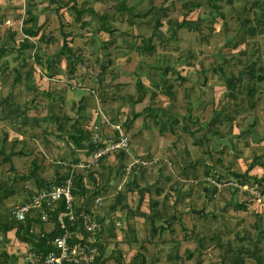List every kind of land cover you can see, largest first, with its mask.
Wrapping results in <instances>:
<instances>
[{"label":"crops","instance_id":"crops-1","mask_svg":"<svg viewBox=\"0 0 264 264\" xmlns=\"http://www.w3.org/2000/svg\"><path fill=\"white\" fill-rule=\"evenodd\" d=\"M100 1L107 2L92 0ZM109 1L107 6L111 8L116 0ZM186 1L201 4L187 10L182 5ZM92 2L87 0L86 5L91 6ZM250 2L254 0H245ZM216 3L215 11L205 0L125 1L132 10L115 13L114 19H122L125 25L115 26L113 33L115 39L123 42L102 46L108 32L96 30L93 35L95 30L91 29L86 39L92 61L79 50L83 60L72 73L77 81L66 76L63 82L62 75L67 74L64 57L58 72L51 76L44 74L43 66L33 57V52L42 59L50 56L64 40L68 44L67 39L74 34L70 28L62 29L57 0H0V158L4 156L0 159V215L10 217V204L27 199L37 188L36 178L45 182L61 180L71 164L90 157L91 150L66 142L65 134L55 128L52 118L44 117L41 111L34 113L36 117L29 109L23 112L33 95L47 90L52 97L36 100L38 108L42 102L48 103L45 107L49 114L67 110L77 116L68 107L86 95L80 123L89 126L94 143L117 138L118 131L111 124H117L128 138L126 149L111 150L96 165L73 170L93 171L94 182L84 197L74 196V207L92 212L100 221V243L103 254L109 255L103 264H115L111 256L116 250L121 252V264H130L139 246L144 247L145 264H198L196 259L202 261V252L217 242L249 246L245 232L257 246L264 233V201L226 187L212 196L213 188L200 180L208 173L248 181L264 178V74L256 70L253 75L245 67L246 59V64L253 60L255 66H264L263 15L260 19L243 14L240 10L244 0ZM162 6L168 7L167 13L161 16L158 29H154V20L160 15L155 9ZM252 7L262 14L264 0H257ZM29 8L35 12V25L40 26L35 36L21 30ZM172 9L179 18L170 13ZM244 15L249 26L245 31L240 27ZM182 18H199L202 25L173 29L172 20ZM65 19L71 27L77 21L74 15ZM164 22L167 32L160 30ZM181 28L194 30L192 34L206 41L215 33L221 43L211 53L195 54L191 46H186L187 30ZM40 32L47 41L37 39ZM62 32L69 34L64 38ZM23 38L33 46L21 48ZM142 39L154 45L150 53L140 48ZM236 40L242 41L234 47ZM229 45L233 47L231 52L224 54L221 49ZM106 58L105 67L100 69ZM29 67L31 77L26 78ZM164 67L167 71L162 75ZM91 68L95 70L89 73ZM223 72H228V80L240 78L229 88L221 77ZM136 79L142 89L137 87ZM156 82L161 83V92ZM247 87H252L254 98H247ZM153 90L156 93L151 98ZM92 124H97V128L93 129ZM134 158L150 163L130 164ZM194 179L198 181L193 182ZM119 190L124 197L112 206ZM96 196L101 201L95 205ZM38 226L48 229L50 224ZM14 230L15 227L0 231V264H28L24 253L30 246L19 240ZM204 242L211 244L204 249ZM194 248L202 252H194ZM185 250L190 258L182 261ZM217 259L215 256L213 261Z\"/></svg>","mask_w":264,"mask_h":264},{"label":"trees","instance_id":"trees-1","mask_svg":"<svg viewBox=\"0 0 264 264\" xmlns=\"http://www.w3.org/2000/svg\"><path fill=\"white\" fill-rule=\"evenodd\" d=\"M205 1H207V3H209L212 9L216 11V9L218 8L217 3H216L217 0H205ZM225 1L230 3L232 0H225ZM57 2L59 3V5L66 7L67 11H69L71 14L74 15V19L78 21L79 27L83 25H88V23L90 22V19L84 20L82 18V15H84L85 12H88L90 17L97 19L99 22L97 26L92 29L93 30L94 29L95 30H105L108 32L107 39L102 40V44H103L102 46H107L108 44L113 45L116 41V39L114 38L115 36L113 34L114 31L116 30V27L109 21V19L113 18L115 13L117 12L124 14V13H129L132 10L131 7L126 6L124 0H116L115 5L110 8V11L104 14H97L91 8V6H88L85 3L78 4L76 0H57ZM256 2L257 0H254V2H250L249 3L250 5H249L245 3V0H244V4L240 11L243 14L250 13L252 15H256L258 18H260L261 15H263L262 20L264 21V12H262V14L261 13L258 14L252 7V3L256 5ZM200 4L201 3L198 1H186L182 5H183V8H186L187 10H189V9H192L193 7H198ZM155 10L159 11L160 15L155 18L153 27L154 29H158V27L161 25L160 18L162 15H165L167 13L166 10H168V7L162 6L160 8H156ZM34 20H35V12H32L30 8L27 9L26 17L22 19L21 30L28 35L35 36L38 33L40 26L35 25ZM29 21H30V24H26ZM200 24H201V19L199 18H196L194 20H186L182 18L179 21H177V19H174L171 22L173 29L178 28L180 26H190V25L198 26ZM240 24H241L240 27L243 29V31H245V27H249L248 23H245V15L241 19ZM68 34L69 32L67 33L62 32V35L64 38ZM37 39L39 41H47V39L45 38V34L43 32H40V34L37 36ZM103 41H106V44H104ZM141 41L142 42L140 44V48L143 51L150 53L155 48L154 45L150 43L149 41H146L144 39H142ZM240 41L242 40H238V41L236 40L233 42L232 45L235 47L237 43ZM31 46H33V44L27 41L26 38H23L22 42L20 43L21 48H28ZM78 51H79V46L72 47L67 44L66 40H64L62 43V46L56 52H53L50 56L48 55L44 59H42L41 55L38 52L37 53L33 52V57H34V61H36L37 63L43 66L44 74H46V76H51L52 74L58 72L60 68L59 67L60 59L64 57V59L67 60V64L64 70L67 74H72L75 69V65L83 60L82 55ZM246 60H245V67L246 69H248V73L255 75L256 70H258L264 74V66L262 65L255 66L256 61H253V60H251L250 63L246 64ZM107 61L108 60L106 58V60L100 63V67H101L100 69H103L105 67V64L107 63ZM223 61L226 63L228 62V61H225L224 59ZM22 62L25 64L26 63L25 59H22ZM29 68L30 69L26 71V78L31 77L32 69L31 67ZM259 68L262 70H260ZM166 71H167V68L164 67L162 75H164ZM228 76L224 74L221 75V77L224 79L225 84H227V86H229L230 88V87H233V84L237 83L240 77H236L231 80H228ZM135 82L138 88L140 89L143 88L141 82L138 79H136ZM160 84H161L160 82H156L157 90L161 92L162 86ZM251 88L252 87L246 88L247 98H254L253 93L250 92ZM38 93L39 92L33 95L31 99L27 102L26 105L28 106H26L23 109V112L24 110L26 111L27 109H29V113L31 112L33 116L34 113L39 114V112L41 111L44 117L46 115L47 118L49 117L52 118L55 124V128L58 131L63 132V134H65L66 142L73 145L75 148H78V149L87 148L88 150H92L98 145V143H94L91 140L89 126L87 124L80 123V120L83 117V109L85 106L84 99L86 95H82L81 98L77 100V102L71 103L70 107H68L69 110H73L77 114V116L73 117L72 115L68 113L69 111L66 112L67 110H65L61 114L59 111L57 113H55L54 111L51 112L50 114L46 113V110L48 111V109L45 107L48 104L46 102H42L40 107L38 108V104H37L38 102L36 98H44L45 96L46 98L52 97V93L47 90L40 92L39 94ZM155 93L156 92H154V90L151 91L150 97L152 98L155 95ZM39 95H43V97H39ZM58 108L61 109V106H58ZM34 117L36 116L34 115ZM35 119L36 118L32 119L33 122L35 121ZM2 158H4V156H1L0 159ZM29 172L31 173V171ZM92 172L93 171L91 170L86 171L85 173L80 172V171L79 172L73 171L71 190L74 196L84 197L87 194V192L90 189L89 185L92 182H94V180L91 179V178H94L93 177L94 175H92L93 174ZM67 174L68 173H66V175ZM65 176H63L60 179L62 180ZM56 180L57 181L51 180L49 182H45L43 181V179L36 178V183H37L36 185H37V188L48 187L50 184L58 183L60 181L58 179ZM127 184L130 185V182L128 180H127ZM123 194L124 193L120 190L115 193L112 206H115L117 202L123 199L124 197ZM75 209L79 210V207H75ZM12 227H15L14 234L19 240H23L24 242L28 243L30 246V249L36 252H41V253H44L52 249V245L50 244V239L55 234L59 233V229L55 227L54 229L45 232L44 236L43 235L39 236L38 234H35L33 231L29 230L30 229L29 218H26L25 220H22V221L21 220L16 221L11 217L0 215V231L5 232L6 230L11 229ZM238 237L242 238L244 236L242 235ZM245 239H247L249 246L247 245L231 246L229 242H226V243L217 242V244H213L212 246H215L218 249V252H216L217 257H218V259L216 260L218 262L217 264H245L246 256H248V258L254 259L255 264H264V254L260 253L261 248L259 246H255V245L253 246L255 241L252 242V238L250 235L245 234ZM209 244L211 243L209 242ZM143 250H144V247L139 246L138 250L135 252V254L130 259V264H145V255H144ZM120 253L121 252H119V250H116L115 252H113L111 256L114 259L115 264H121ZM108 257L109 255L103 254V245L100 243V253L92 264H103L104 261ZM196 261L198 264L202 262L201 258H197Z\"/></svg>","mask_w":264,"mask_h":264},{"label":"built area","instance_id":"built-area-1","mask_svg":"<svg viewBox=\"0 0 264 264\" xmlns=\"http://www.w3.org/2000/svg\"><path fill=\"white\" fill-rule=\"evenodd\" d=\"M93 129L97 124H92ZM111 127L118 131L117 138H109L105 143L97 145L90 151V157L86 161H78L71 164L68 174L58 183H52L48 187H40L21 202L11 204L9 216L16 221L29 218L30 231L39 236L57 227L59 233L50 239L52 249L44 253L36 252L27 247L24 258L28 264H92L100 253V221L92 212L74 207V195L72 193V175L75 168H89L96 165L99 158L111 150L126 149L127 136L121 132L117 124ZM95 141V136L92 137ZM138 163L146 165L150 161L134 158L130 164ZM200 180L213 188L212 196L224 187L238 190L248 194L257 201H264V179L245 180L235 177H219L215 173L204 174ZM194 179L193 182H197ZM100 196L93 200L99 204ZM49 222L48 229L40 228L38 224Z\"/></svg>","mask_w":264,"mask_h":264},{"label":"rangeland","instance_id":"rangeland-1","mask_svg":"<svg viewBox=\"0 0 264 264\" xmlns=\"http://www.w3.org/2000/svg\"><path fill=\"white\" fill-rule=\"evenodd\" d=\"M89 1V3L90 2H92V0H88ZM106 1V0H105ZM108 1L109 0H107V2H104V1H100V3H98V2H92V4H90L91 6H92V9H95L94 11L97 13V14H104V13H108L109 11H110V7L109 6H107V4H108ZM125 1H127V2H135V1H137V0H125ZM76 2L78 3V4H82V3H85V4H87V0H76ZM112 2V0H110L109 1V3H111ZM141 4V3H140ZM89 5V4H88ZM58 8H57V13H58V18H60L61 19V21H62V25H63V28L62 29H68V28H70V29H72L73 31H74V34H72V38L71 39H67V41H68V44L70 45V46H72V47H74V46H79L80 47V52L82 53V55L84 56V57H86V58H88V59H90V61H92L91 60V55H90V53L88 52V50H89V46L87 45V39H86V36H88L87 35V32L88 31H90L92 28H94V27H96L97 26V24H98V20L97 19H95V18H93V17H90V15L88 14V12H85L84 13V15L82 16L83 17V19L84 20H88V19H90V22L88 23V25H83V26H81V27H79V25H78V21H74L73 23H72V27H71V25L70 26H68V22H67V24H65V21H66V19L65 18H67V19H71L72 18V16H73V14H71L69 11H67V9H66V7H64V6H61V5H59V3H58ZM171 14H174V15H177V18H179V15L178 14H176V12H175V10L174 9H172L171 10V12H170ZM48 20H49V16H47L46 17ZM109 21L111 22V23H113V25L114 26H119V27H121V28H123L124 27V25H125V23L123 22V20L121 19H119L118 17H117V19H114V17L113 18H110L109 19ZM178 21V20H177ZM166 25H167V22H164L163 24H162V26L160 27V30L161 31H163V32H167L168 31V29L166 30L165 29V27H166ZM202 25V24H201ZM141 26H145V24H143V25H141ZM49 27H50V25H49ZM95 30V29H94ZM179 30H181V31H184V30H187V38L185 39V41H186V46H191V48H192V50H193V52H194V50L196 51L195 52V54H197V53H199V54H201L200 52H203V53H211V52H213L212 51V49L213 48H216L215 46H218L220 43H221V39H220V37H216V35H215V33L213 34V35H211L210 37H208V40L206 41L205 39H203V38H200L199 37V35H195L194 33L192 34L191 32L192 31H194V30H188V29H185V28H181V29H179ZM205 30H207V29H205ZM57 33H58V30L56 31ZM90 32H92V31H90ZM79 33H81L82 35H78ZM95 33H97V31L95 30V31H93L92 32V34L94 35ZM85 36V37H84ZM116 41H121V42H123V40H119V39H116ZM115 41V42H116ZM172 41V40H171ZM171 41L170 42H167V46L169 47L170 46V44H171ZM202 44V45H201ZM53 45L54 44H52L51 45V47L50 48H52L53 47ZM199 46H203V47H201V48H199ZM91 47V46H90ZM222 47H224V46H222ZM92 48V47H91ZM233 47L232 46H230L229 45V47L227 46V47H225V49H221V51L224 53V54H227L229 51H230V49H232ZM217 50V49H216ZM231 52V51H230ZM232 52H236L235 50L234 51H232ZM88 53V54H87ZM173 54H174V52H172ZM236 54V53H235ZM88 55H90V57L88 56ZM28 57V56H27ZM241 57V56H240ZM28 62V61H27ZM60 63H61V60H60ZM91 63V62H90ZM62 64H64V60H62ZM87 64V63H86ZM93 64V63H92ZM90 65V64H89ZM64 66V65H63ZM93 66V65H92ZM87 67H89V66H87ZM86 67V68H87ZM62 69H63V67H62ZM92 70V71H91ZM95 69H90V71H89V73L91 72H93ZM65 71V70H64ZM63 71V72H64ZM225 73V75H229L228 74V72H223V74ZM64 74V73H63ZM221 75H222V73H221ZM63 76V82L64 81H66L67 79H66V76L69 78V80H72L73 78H75V76L76 75H73V74H71L70 75V77H69V74H66V75H62ZM216 76H217V74H216ZM60 78V77H59ZM217 79H219V81H222L221 79V77H216ZM77 81V79L75 78V82ZM67 82H70V81H67ZM249 83V85L250 84H252V81H249L248 82ZM66 84V83H65ZM254 88V87H253ZM255 89V88H254ZM69 110V109H68ZM48 154V153H47ZM11 173H13L12 172V170L10 169L9 170ZM2 174V173H1ZM2 177L4 176V174H2L1 175ZM1 178V177H0ZM10 180H11V177L9 178ZM10 180H9V182H10ZM9 186H10V184H8ZM11 195V194H10ZM13 196H16V194L14 193V194H12L11 195V197H10V199H9V201L11 202V200H12V197ZM249 198H250V196H249ZM252 199V198H251ZM13 200H15V199H13ZM11 205V204H10ZM246 220L247 219H245V224H246ZM246 227L247 226H249V225H245ZM253 230H252V228H251V230L249 231L250 233L252 232ZM245 234H247V232H245ZM252 240H253V238H252ZM245 241H247V240H245ZM258 244H256L257 246H259L260 248H261V250H260V253H262V254H264V233L263 234H261L260 235V238L258 239ZM257 242V241H256ZM205 245V246H204ZM204 245H202V246H204V249L206 248V247H208V246H210V244H208V242H204ZM186 248V250L188 249V248H191V247H185ZM186 250L185 251H183V255L182 256H184V259L182 258V261H184V260H187V259H189L190 257L187 255V253H186ZM194 250V252L196 251H200V252H202V250H200L199 248H194L193 249ZM215 252H218V249L215 247V246H211L210 247V249H208V250H204L202 253H203V255L201 256L203 259H202V263L200 262V264H216L215 262H217V261H213V259L215 258V256L217 257V253H215ZM186 255H187V257H186ZM194 258L196 259V256H194ZM187 262H189V261H187ZM245 264H255V261H254V259H252V258H248V256H246V262H245Z\"/></svg>","mask_w":264,"mask_h":264}]
</instances>
